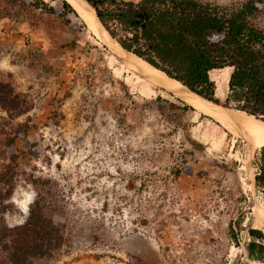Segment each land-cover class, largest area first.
Instances as JSON below:
<instances>
[{
	"label": "rangeland",
	"instance_id": "obj_1",
	"mask_svg": "<svg viewBox=\"0 0 264 264\" xmlns=\"http://www.w3.org/2000/svg\"><path fill=\"white\" fill-rule=\"evenodd\" d=\"M75 20L54 0H0L6 223L21 224L39 192L67 241L38 264H264L247 252L264 246L249 235L264 234L256 143L130 72ZM226 96L222 86L220 105Z\"/></svg>",
	"mask_w": 264,
	"mask_h": 264
},
{
	"label": "trees",
	"instance_id": "obj_2",
	"mask_svg": "<svg viewBox=\"0 0 264 264\" xmlns=\"http://www.w3.org/2000/svg\"><path fill=\"white\" fill-rule=\"evenodd\" d=\"M54 1L76 19V24H85L66 0ZM85 1L104 30L129 54L217 105L221 104L216 99L217 91L227 87L223 106L264 120V30L257 22L264 0ZM225 69L229 71L225 80L216 84L211 74ZM9 143L11 139L6 146ZM258 151L255 184L264 189V144L252 146V162ZM11 180L12 170L7 166L0 172V264L49 261L66 244L63 226L54 222L50 204L39 192L25 220L8 225L4 202L13 190ZM249 235L264 241L259 230H249ZM231 236L238 242L234 231ZM256 248L264 251L263 245L252 242L248 254Z\"/></svg>",
	"mask_w": 264,
	"mask_h": 264
},
{
	"label": "bare ground",
	"instance_id": "obj_3",
	"mask_svg": "<svg viewBox=\"0 0 264 264\" xmlns=\"http://www.w3.org/2000/svg\"><path fill=\"white\" fill-rule=\"evenodd\" d=\"M66 1L72 6V8H74V10L77 11L84 23L90 29H96L99 38L101 37V35L105 36L113 49V51H110L113 57L117 59L130 72L134 73L137 76H140L141 78L157 86V88L161 89L167 94L181 99L186 104L192 106L194 109L213 118L237 138L255 142L256 145L264 144V122L256 120L254 117L248 116L241 111L223 109L219 106L213 105L198 98L192 93H189L177 81L169 79L163 72L162 73L164 75L160 71L151 67L148 63H145V61L124 51L104 31V29L97 21L93 9H91L83 0ZM248 171L251 175V182H253L255 177L251 170L248 169ZM29 202H31L30 197L20 204L22 211L27 212L26 208Z\"/></svg>",
	"mask_w": 264,
	"mask_h": 264
},
{
	"label": "water",
	"instance_id": "obj_4",
	"mask_svg": "<svg viewBox=\"0 0 264 264\" xmlns=\"http://www.w3.org/2000/svg\"><path fill=\"white\" fill-rule=\"evenodd\" d=\"M87 5H88V3L85 1V0H83ZM89 6V5H88ZM90 7V6H89ZM91 8V7H90ZM92 9V8H91ZM94 11V10H93ZM94 14H95V11H94ZM95 17H96V14H95ZM96 19H97V17H96ZM97 21H98V19H97ZM99 22V21H98ZM100 24V23H99ZM101 25V24H100ZM102 27V26H101ZM103 28V27H102ZM104 29V28H103ZM105 31V30H104ZM106 32V31H105ZM107 33V32H106ZM108 34V33H107ZM109 35V34H108ZM110 37V36H109ZM102 40H103V42H104V45L109 49V51H113V49H112V47H111V45L109 44V41L105 38V36H103V35H101V37H100ZM111 38V37H110ZM112 39V38H111ZM113 40V39H112ZM116 42V41H115ZM117 43V42H116ZM118 44V43H117ZM119 45V44H118ZM120 46V45H119ZM125 51V50H124ZM128 53V52H127ZM151 66V65H150ZM154 68V67H153ZM156 69V68H155ZM167 76V75H166ZM168 77V76H167ZM169 78V77H168ZM169 79H171V78H169ZM173 80V79H172ZM174 81H176V80H174ZM179 83V82H178ZM181 84V83H180ZM182 85V84H181ZM183 86V85H182ZM189 93H192L191 91H189L185 86H183ZM193 95H195V96H197L198 98H200V99H202V100H204V101H207V102H209V103H211V104H213V105H216V106H219V107H221V108H223V109H226V110H234V109H232V108H230V107H225V106H223V105H217V104H215V103H212V102H210V101H208V100H206V99H204V98H201V97H199L198 95H196V94H194V93H192ZM248 116H250V115H248ZM251 117H254V116H251ZM256 120H259V121H262V122H264V120H262V119H260V118H256V117H254ZM253 183H254V185H256L255 184V179H254V181H253ZM32 203V200H31V202H29L28 203V205H27V208H26V210H27V212H28V209H29V205ZM241 249H242V251L244 252V254H245V256H247V254H246V251H245V249H244V247L243 246H241Z\"/></svg>",
	"mask_w": 264,
	"mask_h": 264
},
{
	"label": "crops",
	"instance_id": "obj_5",
	"mask_svg": "<svg viewBox=\"0 0 264 264\" xmlns=\"http://www.w3.org/2000/svg\"><path fill=\"white\" fill-rule=\"evenodd\" d=\"M261 219H263V218H261ZM261 225L264 226V222H263V220H261Z\"/></svg>",
	"mask_w": 264,
	"mask_h": 264
}]
</instances>
